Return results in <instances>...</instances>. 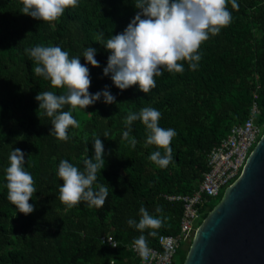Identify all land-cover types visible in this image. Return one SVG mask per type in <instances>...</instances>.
<instances>
[{
	"label": "trees",
	"instance_id": "16d2710c",
	"mask_svg": "<svg viewBox=\"0 0 264 264\" xmlns=\"http://www.w3.org/2000/svg\"><path fill=\"white\" fill-rule=\"evenodd\" d=\"M134 3L78 0L77 7L47 23L21 13L19 0H0V264H140L129 245L143 234L148 246L159 248L161 236L179 233L184 202L168 196L193 193L208 169L209 151L233 124L247 119L255 92L264 124V0H237L238 10L229 0L232 21L202 43L198 68L193 71L184 61L183 73L164 70L147 94L138 85L120 90L111 73L104 75L110 52L98 42L126 29L140 11ZM38 45L59 46L70 58L80 57L90 71L89 92L94 95L108 86L116 98L106 104L101 96L84 110L64 106L62 110L79 123L78 128L69 127L66 142L50 134L51 118L35 99L39 92L65 91L34 74L26 49ZM88 47L97 50L99 67L82 56ZM144 107L157 109L159 126L177 133L166 168L148 159L155 151L163 154V149L146 145L148 132L141 120L133 121L128 140L121 139L128 130L126 116ZM105 131L109 138L103 136ZM93 138H100L105 150V168L97 172L93 189L103 185L108 196L102 207L81 201L69 209L58 198L63 184L57 175L59 163L68 160L83 172L84 161L94 160ZM16 148L24 153V170L33 176L36 188L29 201L34 211L28 215L7 199L5 170ZM223 196L209 204L203 219ZM142 206L162 220L156 237L148 235L152 229L141 233L127 224L129 218L139 222ZM158 206L160 213L155 211ZM109 233L116 247L100 241ZM191 244L177 249L174 264L177 254L184 264Z\"/></svg>",
	"mask_w": 264,
	"mask_h": 264
},
{
	"label": "clouds",
	"instance_id": "9594fccd",
	"mask_svg": "<svg viewBox=\"0 0 264 264\" xmlns=\"http://www.w3.org/2000/svg\"><path fill=\"white\" fill-rule=\"evenodd\" d=\"M22 4L21 13L36 20L52 23L63 16L67 8L78 6V0H19ZM229 0H135L139 9L127 25L117 35H112L106 42H100L110 52L104 75L111 73L114 85L126 90L134 85L139 90L149 93L156 87L155 77L169 73H183L186 61L191 70L199 66L201 55L199 49L203 42L216 36L222 28L232 21V13L228 10ZM233 9L238 10L237 0H231ZM96 49L88 47L83 57L94 67H99L95 59ZM34 62V74L50 81L53 88L65 89L63 94L43 91L35 97L39 101V109L51 118L53 125L50 134L57 140H68L69 127H79L78 121L70 111H63L64 106L71 109H85L96 101L104 98L106 104L116 102L115 96L105 86L103 91L94 95L89 92L91 86L89 68L81 63L80 57L70 58L67 51L59 46L38 45L26 49ZM161 113L153 107H144L139 113L130 112L124 123L128 130L123 131L122 140H128L133 121L141 120L148 136L146 145H155L160 151L153 152L148 159L160 168H166L172 161L171 142L177 135L172 128L159 126ZM103 136L109 138L105 131ZM94 160L84 161L85 170L81 172L68 160H61L57 175L63 180L59 188V200L67 208L77 206L81 201L88 207H102L108 196V188L100 185L93 189L97 180V172L105 168L104 146L100 138H93ZM135 147L136 141H130ZM10 164L6 168L7 199L18 212L25 215L34 211L29 201L36 192L33 176L24 170V153L16 148L9 156ZM157 213L162 212L156 207ZM140 219L129 218L127 224L143 233L152 229L148 235L156 237L155 229L162 226V220L149 214L143 206L139 209ZM116 245L113 244V247ZM134 248L142 259L147 260L149 250L145 235L141 234L134 240Z\"/></svg>",
	"mask_w": 264,
	"mask_h": 264
},
{
	"label": "water",
	"instance_id": "95a60500",
	"mask_svg": "<svg viewBox=\"0 0 264 264\" xmlns=\"http://www.w3.org/2000/svg\"><path fill=\"white\" fill-rule=\"evenodd\" d=\"M184 264H264V133L200 224Z\"/></svg>",
	"mask_w": 264,
	"mask_h": 264
},
{
	"label": "built area",
	"instance_id": "2783aa9c",
	"mask_svg": "<svg viewBox=\"0 0 264 264\" xmlns=\"http://www.w3.org/2000/svg\"><path fill=\"white\" fill-rule=\"evenodd\" d=\"M257 96L255 92L247 119L233 124L228 134L209 151L208 169L203 172V178L193 193L168 196L171 200L184 202L179 233L161 236L159 248L147 245L149 250L147 260L141 258L134 248V243L129 245L140 264H174L177 249L186 248L193 241L201 224L199 222L201 219L204 220L203 216L209 209V204L241 176L249 156L264 133V124L259 120L261 110L256 100ZM99 239L102 243L111 244L112 247L113 244L118 245L110 233L102 235Z\"/></svg>",
	"mask_w": 264,
	"mask_h": 264
},
{
	"label": "rangeland",
	"instance_id": "374dc122",
	"mask_svg": "<svg viewBox=\"0 0 264 264\" xmlns=\"http://www.w3.org/2000/svg\"><path fill=\"white\" fill-rule=\"evenodd\" d=\"M64 90H65V89H64ZM88 116H89V115H88ZM214 200H215V199H214ZM179 262H180V256H179V254H177L175 264H179Z\"/></svg>",
	"mask_w": 264,
	"mask_h": 264
}]
</instances>
